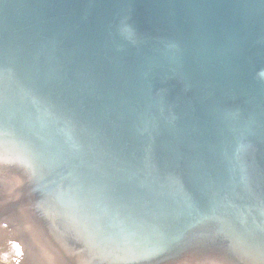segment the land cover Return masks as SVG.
<instances>
[{
	"label": "water",
	"instance_id": "obj_1",
	"mask_svg": "<svg viewBox=\"0 0 264 264\" xmlns=\"http://www.w3.org/2000/svg\"><path fill=\"white\" fill-rule=\"evenodd\" d=\"M4 179L31 264H264V0H0Z\"/></svg>",
	"mask_w": 264,
	"mask_h": 264
},
{
	"label": "bare ground",
	"instance_id": "obj_2",
	"mask_svg": "<svg viewBox=\"0 0 264 264\" xmlns=\"http://www.w3.org/2000/svg\"><path fill=\"white\" fill-rule=\"evenodd\" d=\"M6 136L12 141V143H10L11 141H9L8 143H10L14 147L15 151L19 152V156L21 157V154H24L26 158L33 163V159L27 155H30L29 149L26 146L22 145V143L14 137H10L8 135ZM10 183L11 182H8L6 179L0 180V196H4L13 188ZM9 200H11V197L8 194L6 195L4 207L7 206L9 208V206L11 205V202ZM17 238L18 237L9 225L4 224L0 226V264H31V258L29 254L25 252V249L19 244V240ZM16 257H19V259H16ZM43 261L44 260L41 258L39 262L36 261L35 263L34 261V264H43ZM48 262L49 260H47V263Z\"/></svg>",
	"mask_w": 264,
	"mask_h": 264
}]
</instances>
